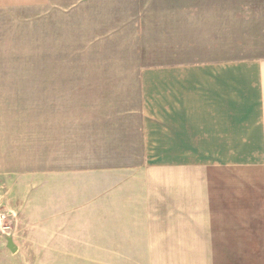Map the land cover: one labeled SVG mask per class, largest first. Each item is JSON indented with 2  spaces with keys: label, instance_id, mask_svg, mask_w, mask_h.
Returning a JSON list of instances; mask_svg holds the SVG:
<instances>
[{
  "label": "crops",
  "instance_id": "1",
  "mask_svg": "<svg viewBox=\"0 0 264 264\" xmlns=\"http://www.w3.org/2000/svg\"><path fill=\"white\" fill-rule=\"evenodd\" d=\"M47 1L0 0V8ZM257 43L256 57L168 59L128 75L139 103L122 108L121 121L87 123L76 155L94 161L49 171V204L64 223L54 252L142 255L138 264H264V44ZM103 77L106 84L117 75ZM72 189L88 223L82 250L68 249Z\"/></svg>",
  "mask_w": 264,
  "mask_h": 264
},
{
  "label": "rangeland",
  "instance_id": "2",
  "mask_svg": "<svg viewBox=\"0 0 264 264\" xmlns=\"http://www.w3.org/2000/svg\"><path fill=\"white\" fill-rule=\"evenodd\" d=\"M251 1L49 0L0 8V264H138L142 255L54 252L64 244V223L49 204V171L91 162L76 155L87 123L121 121L122 108L139 103L130 73L168 59L259 56L264 0ZM108 75L117 78L105 84ZM79 192L72 189L66 207L74 250L83 249L88 224Z\"/></svg>",
  "mask_w": 264,
  "mask_h": 264
},
{
  "label": "water",
  "instance_id": "3",
  "mask_svg": "<svg viewBox=\"0 0 264 264\" xmlns=\"http://www.w3.org/2000/svg\"><path fill=\"white\" fill-rule=\"evenodd\" d=\"M7 247L11 250V251H15L17 246L15 245V243L13 242V240L11 239V237L7 238V243H6Z\"/></svg>",
  "mask_w": 264,
  "mask_h": 264
}]
</instances>
